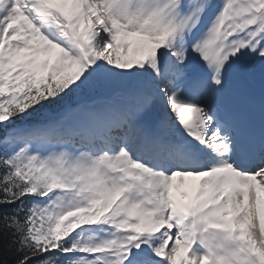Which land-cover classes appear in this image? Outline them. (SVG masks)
I'll return each mask as SVG.
<instances>
[{
  "label": "snow or ice",
  "instance_id": "1",
  "mask_svg": "<svg viewBox=\"0 0 264 264\" xmlns=\"http://www.w3.org/2000/svg\"><path fill=\"white\" fill-rule=\"evenodd\" d=\"M0 264H264V0H0Z\"/></svg>",
  "mask_w": 264,
  "mask_h": 264
},
{
  "label": "rangeland",
  "instance_id": "2",
  "mask_svg": "<svg viewBox=\"0 0 264 264\" xmlns=\"http://www.w3.org/2000/svg\"><path fill=\"white\" fill-rule=\"evenodd\" d=\"M187 184H191V181H188V183ZM184 190H186V189H184Z\"/></svg>",
  "mask_w": 264,
  "mask_h": 264
},
{
  "label": "bare ground",
  "instance_id": "3",
  "mask_svg": "<svg viewBox=\"0 0 264 264\" xmlns=\"http://www.w3.org/2000/svg\"><path fill=\"white\" fill-rule=\"evenodd\" d=\"M191 190V188L189 189V191Z\"/></svg>",
  "mask_w": 264,
  "mask_h": 264
}]
</instances>
